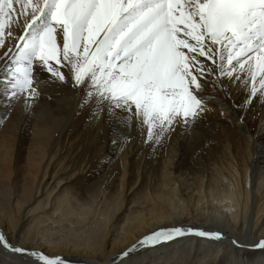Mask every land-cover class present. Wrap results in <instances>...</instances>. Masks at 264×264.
<instances>
[{
    "label": "bare ground",
    "instance_id": "6f19581e",
    "mask_svg": "<svg viewBox=\"0 0 264 264\" xmlns=\"http://www.w3.org/2000/svg\"><path fill=\"white\" fill-rule=\"evenodd\" d=\"M40 78L35 106L10 115L0 106V229L9 241L77 264H110L153 227L216 224L225 238L186 234L141 250L132 264H256L258 253L236 249L231 239L264 235L260 103L243 130L213 111L160 143L123 118L85 122L79 93ZM0 264L23 260L0 245Z\"/></svg>",
    "mask_w": 264,
    "mask_h": 264
},
{
    "label": "snow or ice",
    "instance_id": "6c2138e0",
    "mask_svg": "<svg viewBox=\"0 0 264 264\" xmlns=\"http://www.w3.org/2000/svg\"><path fill=\"white\" fill-rule=\"evenodd\" d=\"M41 73L79 93L77 112L95 125L123 118L162 143L216 111L243 130L246 113L264 107V0H0V106L9 115L35 106ZM186 234L225 238L219 229L164 224L110 264H132L141 250ZM231 244L264 264V235ZM0 245L23 264H77L13 243L3 229Z\"/></svg>",
    "mask_w": 264,
    "mask_h": 264
},
{
    "label": "rangeland",
    "instance_id": "374dc122",
    "mask_svg": "<svg viewBox=\"0 0 264 264\" xmlns=\"http://www.w3.org/2000/svg\"><path fill=\"white\" fill-rule=\"evenodd\" d=\"M124 189L126 190V185H125ZM125 190H124V192H125V197H126V196L128 195V190H126V191H125ZM126 194H127V195H126ZM212 225H213V229H217V227H216L217 225H216V224H212ZM212 225H209V227L212 226ZM215 225H216V226H215ZM211 240H213V239H211ZM215 241H216V240H215Z\"/></svg>",
    "mask_w": 264,
    "mask_h": 264
}]
</instances>
